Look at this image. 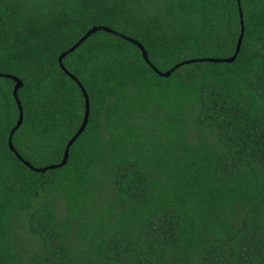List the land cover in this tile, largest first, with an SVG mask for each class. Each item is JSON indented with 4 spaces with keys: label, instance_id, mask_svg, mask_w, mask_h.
I'll list each match as a JSON object with an SVG mask.
<instances>
[{
    "label": "trees",
    "instance_id": "1",
    "mask_svg": "<svg viewBox=\"0 0 264 264\" xmlns=\"http://www.w3.org/2000/svg\"><path fill=\"white\" fill-rule=\"evenodd\" d=\"M0 73V264H264V0H0Z\"/></svg>",
    "mask_w": 264,
    "mask_h": 264
},
{
    "label": "water",
    "instance_id": "2",
    "mask_svg": "<svg viewBox=\"0 0 264 264\" xmlns=\"http://www.w3.org/2000/svg\"><path fill=\"white\" fill-rule=\"evenodd\" d=\"M241 22H242V20H241ZM96 29H105V30H110L108 27H103V26H94V27H91L83 36H81L79 39H78V41L76 42V43H74L68 50H66V51H64V52H62L61 54H60V56H59V60H60V58L67 52V51H70V50H72L73 48H75L83 39H85L91 32H93V31H95ZM242 32H243V27H241V30H240V34H239V37H238V40H237V44H236V49H235V52H234V54L231 56V57H229V58H202V59H204V60H211V61H223V60H232L233 58H234V56H235V54L237 53V51H238V48H239V44H240V40H241V36H242ZM120 36H123L122 34H120ZM128 39H130V40H132L131 38H128ZM133 42H135V43H137L138 44V46L141 48V50H142V55H143V57L147 60V58H146V53H145V51L143 50V48H142V46L138 43V42H136V41H134V40H132ZM172 69V68H171ZM171 69L170 70H167V71H165V72H163V73H161V74H163V75H167V74H169V72L171 71ZM0 75H5V76H7V77H10V78H12L14 81H15V85H14V89H13V93H14V95L16 94L15 92H16V89H17V87L20 85V80L18 79V78H16L15 76H12V75H10V74H2V73H0ZM72 76V75H71ZM73 77V76H72ZM74 78V77H73ZM75 79V78H74ZM76 80V79H75ZM78 84H79V86H81L80 85V83L78 82ZM81 90H82V92H83V95H84V98H85V113H84V118H83V121H82V124L80 125V127H79V129H78V131L76 132V134L69 140V142L67 143V146H66V148H65V150H64V156H63V158H62V161L59 163V164H51V165H48V166H46V167H42V168H35V169H37V170H44L45 168H52V167H55V166H57V165H60V164H62L64 161H65V158H66V155H67V147H68V145L71 143V141L75 138V136L83 129V126H84V124H85V122H86V119H87V113H88V110H87V108H88V101H87V95H86V93H85V91H84V89L81 87ZM17 103H18V108H19V118H18V120H17V122H16V124H15V126L13 127V129L11 130V131H13L14 130V128H16L17 126H18V124L20 123V121H21V108H20V105H19V102H18V100H17ZM9 147L11 148V149H13V147H12V145H11V143H10V141H9Z\"/></svg>",
    "mask_w": 264,
    "mask_h": 264
}]
</instances>
